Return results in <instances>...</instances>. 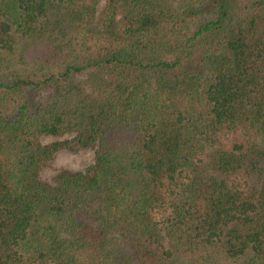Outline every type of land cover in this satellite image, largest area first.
<instances>
[{"label": "trees", "instance_id": "trees-1", "mask_svg": "<svg viewBox=\"0 0 264 264\" xmlns=\"http://www.w3.org/2000/svg\"><path fill=\"white\" fill-rule=\"evenodd\" d=\"M0 264H264V0H0Z\"/></svg>", "mask_w": 264, "mask_h": 264}, {"label": "rangeland", "instance_id": "rangeland-1", "mask_svg": "<svg viewBox=\"0 0 264 264\" xmlns=\"http://www.w3.org/2000/svg\"><path fill=\"white\" fill-rule=\"evenodd\" d=\"M54 139L51 137H42L41 142L47 144ZM93 162V150L85 149L79 151L59 150L53 156L48 166L43 169L41 175L45 179H50L59 170H85Z\"/></svg>", "mask_w": 264, "mask_h": 264}]
</instances>
